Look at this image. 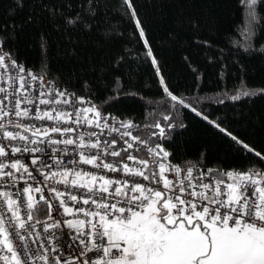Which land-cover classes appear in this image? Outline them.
I'll list each match as a JSON object with an SVG mask.
<instances>
[{
	"label": "snow or ice",
	"instance_id": "snow-or-ice-1",
	"mask_svg": "<svg viewBox=\"0 0 264 264\" xmlns=\"http://www.w3.org/2000/svg\"><path fill=\"white\" fill-rule=\"evenodd\" d=\"M14 2L23 7V0ZM39 2L48 12L53 30L72 45L62 54L79 60L81 38L100 24V0H75V6L73 0H61L62 6ZM124 3L133 8L131 0ZM256 3L251 0V5ZM136 15L133 8L131 16L143 39L145 56L155 68L158 86L171 102V109H190L238 146L237 152L254 153L261 166L225 170L222 175L226 179L216 170L213 179L211 169L194 176L193 167L182 169L172 164L168 160L171 153L159 142L147 149L151 161L130 154L134 143L147 144L133 135L135 122L120 119L93 103L98 89L88 80L80 85L87 95L53 89L43 75L34 74L13 55L10 45L16 41V25L0 24V264H264V155L171 88ZM249 15L254 18L252 11ZM193 27H197L194 22ZM194 42L212 48L207 40ZM38 43L43 64L51 48L48 34L41 31ZM260 51L264 54V45ZM183 59L196 76L199 89L203 73L187 56ZM208 62L213 58L209 56ZM84 71L96 73L107 104L139 95L131 90L130 78L126 81L116 68L109 71L103 62L97 65L89 58ZM242 95L249 101L253 95L264 97V88ZM241 98L239 90L230 95L233 102ZM41 105L48 107L42 109ZM166 113L163 121H173L172 111L166 109ZM145 126L156 129L151 135L164 141L170 140V133L176 129L174 123H167L166 130L159 121ZM105 130L118 135L102 140ZM120 140L126 147L118 150ZM49 146H55L50 151L63 153V158L36 155ZM125 161H133L135 166ZM36 172L43 180H38ZM121 173L127 179H122ZM169 173L174 179H169ZM21 181L23 185L17 187ZM40 202L44 209L38 207ZM22 208L27 209V215H22ZM38 211L45 220L36 218ZM65 226L73 235L71 243L66 241L61 246V237L54 230ZM69 250L75 255L63 257Z\"/></svg>",
	"mask_w": 264,
	"mask_h": 264
},
{
	"label": "trees",
	"instance_id": "trees-1",
	"mask_svg": "<svg viewBox=\"0 0 264 264\" xmlns=\"http://www.w3.org/2000/svg\"><path fill=\"white\" fill-rule=\"evenodd\" d=\"M44 3L62 6L61 0H44ZM131 3L160 62L161 74L171 88L185 94L209 119L222 122L264 155V97L253 95L249 101L242 95L244 91L254 93L264 88V54L260 51L264 45V0H257L254 6L251 0H131ZM133 8H128L124 0H100L101 15L97 17L100 24L81 38L77 46L79 60L62 54L72 45L53 30V22L39 0H23L22 8L14 0H0V24L16 25V41L10 48L20 62L47 75L60 88L79 95H87L81 89V82H92L98 89L93 100L96 105L120 119L134 121L133 135L151 144H164L173 163L219 171L259 168L260 158L254 153L237 152L238 146L190 109L180 106L171 109V102L158 86L155 68L145 56L143 39L131 16ZM250 11L254 18L250 17ZM193 22L197 27H193ZM41 31L48 34L51 45L43 64L38 43ZM103 32L109 34L107 38ZM197 39L209 41L212 48L198 46L194 42ZM185 56L203 73L199 89L196 76L183 59ZM209 56L212 63L208 62ZM89 58L97 65L103 62L109 71L116 68L126 81L130 78L131 90L139 95L105 103L106 96L99 90L96 73L84 71ZM237 90L242 98L233 102L230 95ZM166 109L172 111L173 121H163ZM157 121L165 124L166 130L167 123L176 125L170 140L153 137L151 133L157 130L145 126ZM181 124L187 127H180ZM35 215L40 220L46 218L39 211Z\"/></svg>",
	"mask_w": 264,
	"mask_h": 264
},
{
	"label": "built area",
	"instance_id": "built-area-1",
	"mask_svg": "<svg viewBox=\"0 0 264 264\" xmlns=\"http://www.w3.org/2000/svg\"><path fill=\"white\" fill-rule=\"evenodd\" d=\"M29 69H30V68H29ZM31 70L33 71L34 74H40V75H43L46 81L51 82V86H52L53 89L59 87V86L56 84V82H55L54 80H52L50 77H48L47 75H45V74H43V73H41V72L35 71V70H33V69H31ZM59 88H60V87H59ZM61 89H67V90L71 91L70 89L65 88V87H64V88H61ZM93 103H95V102L93 101ZM95 104H96V103H95ZM40 107L43 109V108H46V107H48V106L41 105ZM108 113H109V112H108ZM33 123H35V124H37V125H40V124H42V123H45V124H47V125H51V124H52V122H41V121H33ZM86 130H87V129H80L81 132L86 131ZM94 131L99 132L98 129H94ZM53 135L55 136V134H53ZM117 135H118L117 133H111V134H109L108 130H105L104 133L101 135L100 138H101L102 140H103V139L111 140V139L113 138V136H117ZM56 138H59V137H56ZM143 140H146V139H143ZM146 141H147V140H146ZM121 146L126 147V145H123V140H120V143H118V144L116 145V148L119 150V149L121 148ZM151 146H154V145L151 144L149 141H147V144H146V145H137V144L134 143V144H133V148H132V149H129L128 151H129L130 154H132V155H134V156H138V157H141V158H144V159H148L149 161H151V160L153 159V157H151V156L148 154V151H147L148 147H151ZM52 147H55V146H49V149H46L44 153H42V154L38 153V154H36V155H41L43 158H47V157H49V156H54V155H59L61 158H63V153H52V152L50 151V149H51ZM60 147H63V145H61ZM69 151H71V146H69ZM124 155H127V153H124ZM107 159H108V160H113V161H115V160H119L120 158H119V157H115V158H113V157H108ZM168 160H169L172 164L176 165L175 163L172 162L170 156L168 157ZM48 162L51 164V163H52V160H49ZM66 162H67V161H66V159H65V163H66ZM125 162H127L130 166H135L133 161H125ZM29 167H30V169L32 168L31 165H29ZM81 167H84V168H86V169H88V170H90V171H97L96 169H91L90 166H84V165H82ZM180 167H181L182 169H187V168H189V167H193V168L195 169V171H194V176H195V175H198L199 173H207V171L211 169V170H213V179L216 178V169H213V168H211V167H202V166H180ZM53 168H54V166H53ZM250 170H251V169H250ZM224 171H225V170H221V171H219L220 174H221V175H220V178H222V179H226V178L223 177V175H222V173H223ZM105 174H106L107 176H110V177H116V176L118 175L117 173H105ZM34 175H36V176L38 177V180H43V177H42V176H39V173H38V172L34 173ZM119 175L121 176L122 179H127V177H124L122 173L119 174ZM168 177H169V179H174V176H173V174H171V173L168 174ZM28 182H29V183H33V184L36 183L35 181H31V180H29ZM205 182H206V181H205ZM144 183L147 184L148 182H147V181H144ZM21 185H23V181H21L20 184L17 185V187H20ZM40 186L43 187V185H40ZM57 187H59V188H61V189L63 188L62 185H57ZM12 190L15 191V189H12ZM72 191L75 192L76 190L73 189ZM45 194H47V189H45ZM34 195H36L37 200H38V194H34ZM54 203H55V202H54ZM40 204H43V202H40ZM84 207L87 208L88 206H84ZM22 215H27V209H26V208H22ZM70 218H71V217H61V219H70ZM81 218H82V217H81ZM45 219H46V218H45ZM45 219H43V220H45ZM43 220H41V221H43ZM40 227H41L40 225H37V229H38V230H39ZM54 231H55V233H56L57 236H60V237H61L60 240L58 241V243H59L61 246H63V245L65 244L66 241L69 242V243H71L70 237L73 235V231H72V230L68 229V228L65 226V227H62L61 229H56V230H54ZM43 235H44L45 237L48 236V234H43ZM77 244H78V242H77ZM74 247H75V245H74ZM69 255H75V253L72 252L71 250H69V251L63 253V257H65V258L68 257ZM89 255H92V254L89 253ZM77 264H78V262H77Z\"/></svg>",
	"mask_w": 264,
	"mask_h": 264
},
{
	"label": "bare ground",
	"instance_id": "bare-ground-1",
	"mask_svg": "<svg viewBox=\"0 0 264 264\" xmlns=\"http://www.w3.org/2000/svg\"><path fill=\"white\" fill-rule=\"evenodd\" d=\"M148 141V140H147ZM153 145H155V144H153ZM177 165V164H176ZM179 166V165H178Z\"/></svg>",
	"mask_w": 264,
	"mask_h": 264
}]
</instances>
